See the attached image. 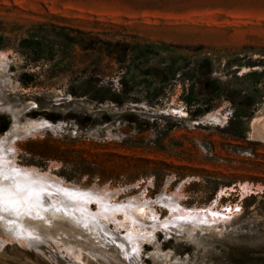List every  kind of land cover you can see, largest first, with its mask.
Returning a JSON list of instances; mask_svg holds the SVG:
<instances>
[{"label":"rangeland","instance_id":"374dc122","mask_svg":"<svg viewBox=\"0 0 264 264\" xmlns=\"http://www.w3.org/2000/svg\"><path fill=\"white\" fill-rule=\"evenodd\" d=\"M36 24L57 43L52 25L149 46L151 54L131 64L128 52L118 63L74 46L66 61L38 60L19 44ZM0 54L11 88L5 100L22 111L20 120L62 123L58 132L10 138L17 166L82 190L119 189L112 204L139 196L153 202L158 222L168 216L154 203L162 193L182 209L212 206L224 215L181 231L140 219L136 226L154 230V240L136 255L128 254L126 229L111 222L0 206V264H264V143L249 140L251 121L264 118V0H0ZM23 74L34 85L23 86ZM85 80L111 87L123 102L67 93ZM216 113L226 121L204 120ZM0 117L7 132L11 111ZM243 184L251 192L241 193Z\"/></svg>","mask_w":264,"mask_h":264},{"label":"bare ground","instance_id":"6f19581e","mask_svg":"<svg viewBox=\"0 0 264 264\" xmlns=\"http://www.w3.org/2000/svg\"><path fill=\"white\" fill-rule=\"evenodd\" d=\"M6 69V59L0 54V112L11 111V125L8 131L0 138V157H2V159H0V165H2L3 174L10 178H0V186L7 188L12 184L14 179H20V177H17L10 169L22 170L36 180L37 187L42 189L40 192L41 205L37 207L35 203H24L22 205L25 206V208L36 210L41 207H51L57 211L63 210L64 213L68 215H73L75 213L83 220L93 219L94 222L97 221L99 224L103 223L105 225L111 222L116 228L126 229L128 254L136 255L139 254L141 242L154 240V230L149 232L145 231L144 228L140 226H136L137 221L140 219L151 220V228L153 229L161 226L168 231H181V225L183 223H190L191 226H193L191 229H195L194 226L209 224L210 220L215 222L224 217L220 212L212 210V206L202 212L182 209L176 205L172 199H168L169 196L166 198L162 193L156 198L154 203L164 206L168 211V216L164 221L158 222L156 212L152 209L153 202L140 200L139 196L132 197L123 204H112V199L118 193L122 192L119 189L111 190L107 187L101 189L91 187L82 190L76 185H68L61 179L52 178L47 172L40 173L34 167L21 168L17 166L15 161V145L13 146L12 142H8L10 138L18 140L25 139L26 137L31 138V136L35 137L37 134L45 132L46 128H50L52 132H58L62 128V123L52 124L42 117L35 119L24 118L23 121L20 120L21 117H23L22 111L13 109L11 104L5 100V93L8 88L11 90L10 85L5 82L3 77ZM204 120L212 124L226 121L225 118H221L217 113L206 116ZM249 140L264 143V118H257L251 121L249 126ZM239 189L241 193L251 192V186L247 184L239 186ZM225 191L233 192L234 190L232 188H227ZM223 195V191L218 193V196ZM46 199L49 200V202L44 204ZM91 203H95L97 206V210L93 214H91L90 210ZM117 215L122 216L121 221H117ZM100 219L104 221H99ZM158 249L159 247L156 246L155 250Z\"/></svg>","mask_w":264,"mask_h":264},{"label":"trees","instance_id":"16d2710c","mask_svg":"<svg viewBox=\"0 0 264 264\" xmlns=\"http://www.w3.org/2000/svg\"><path fill=\"white\" fill-rule=\"evenodd\" d=\"M42 28L43 24L34 25L33 29L29 31L27 38L21 40L19 43L21 48L29 49L34 58L38 60L45 59L46 61L51 62L55 59V56L59 54L62 61H66L69 57L71 48L74 46H77L83 52L99 53L109 61H116L118 63H122L126 60L128 52H131V55H129V62L131 64L140 60L145 61L147 60V55L151 54L149 46H143L141 48L139 45H134L130 47L124 42L112 43L111 41L102 40L97 35H94L89 31L79 29L75 30L70 27H56L52 25V28L57 29L60 32L58 35L60 43H57L55 41V37H48L45 35ZM73 33H75L76 36H72L71 34ZM97 67H99V65H97ZM129 68L130 67L128 66L127 70ZM254 76V74L248 75L249 78H254ZM20 81L23 86L34 85L32 82V75L23 74ZM120 84L125 88L122 80H120ZM132 89L133 86L127 90L123 89L122 94H126ZM66 91L73 97H83L89 101L100 104L112 102L120 105L123 102L121 101L120 95L111 93V87L108 88L106 85H103V83L93 85L90 84L89 80H85L80 85L75 87L70 85ZM188 103H190V101H188ZM47 118L52 121L55 120L51 116ZM237 125H239V123H237ZM7 126L8 124L5 119L0 117V134L7 130ZM229 127L237 134L235 124H230ZM241 133L243 132H240L239 135H242Z\"/></svg>","mask_w":264,"mask_h":264},{"label":"snow or ice","instance_id":"6c2138e0","mask_svg":"<svg viewBox=\"0 0 264 264\" xmlns=\"http://www.w3.org/2000/svg\"><path fill=\"white\" fill-rule=\"evenodd\" d=\"M10 171L20 179H14L7 188L0 186V206H7L11 209L16 205L35 203L39 207L41 205L40 192L42 189L37 187V181L22 170L10 169ZM0 178H10L3 174L2 165H0Z\"/></svg>","mask_w":264,"mask_h":264},{"label":"water","instance_id":"95a60500","mask_svg":"<svg viewBox=\"0 0 264 264\" xmlns=\"http://www.w3.org/2000/svg\"><path fill=\"white\" fill-rule=\"evenodd\" d=\"M45 131L52 133V130L50 128H46Z\"/></svg>","mask_w":264,"mask_h":264}]
</instances>
